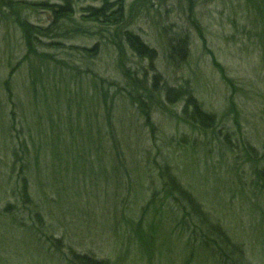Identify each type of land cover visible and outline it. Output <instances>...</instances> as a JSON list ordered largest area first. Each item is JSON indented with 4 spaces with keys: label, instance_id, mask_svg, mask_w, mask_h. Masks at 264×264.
I'll return each mask as SVG.
<instances>
[{
    "label": "rangeland",
    "instance_id": "374dc122",
    "mask_svg": "<svg viewBox=\"0 0 264 264\" xmlns=\"http://www.w3.org/2000/svg\"><path fill=\"white\" fill-rule=\"evenodd\" d=\"M20 1L54 5L59 0ZM196 1L195 15L203 28L204 39L187 19L182 9L185 3L180 0H125V4L134 5L135 10L142 9L130 18L133 24L129 27L157 50L156 65L167 83L179 87L188 82L203 109L216 116L215 127L207 133L193 130L181 117L184 101L166 104L162 95L165 101L161 98V108L151 110L156 126L154 133L145 125L138 105H130L126 110H119L125 117L118 112L116 125L122 138L132 139L133 144L125 147L126 166L114 170L109 145L106 144L108 152L96 151V143L93 146L86 132L100 130L105 112L94 99L91 79L88 76L75 78L74 87H71L74 91L87 92L88 104L96 111L98 122L90 128L86 124L80 126L76 132L82 130V135H77L75 140L65 136L60 142L48 140L47 145L58 146L61 150L54 149L55 161L49 151L38 153L45 173L40 180L38 176L33 177L37 166L32 163L31 176L28 175L31 191L40 197L45 194L47 198L41 206L46 222L42 230L18 196V170L11 173L10 160L8 168L0 167L1 172L7 173L5 182L4 173H0V210L8 203L14 204L18 218L15 225L9 219L0 218V264H69L67 254L64 255L69 247L113 264H187L193 252L189 244L193 245L192 228L197 223L193 222V226L189 223L191 229L183 230L180 226L183 208L176 202L163 200L159 166L164 163H168L183 185L194 193L211 220L228 231L235 242L243 244L250 264H264V190L258 187L255 175L256 168L264 167V67L260 59L261 47L249 36V31L260 27L256 24L258 16L244 12L243 0ZM0 3L2 78L8 77L11 66L22 58L25 47L19 27L1 20L6 6ZM76 3L78 12L84 11L82 7L89 4L101 6L103 0H76ZM26 9L32 23L51 25L53 17L48 8ZM165 25H170L173 32L184 31L190 35L189 58L178 67L169 65L165 59L166 43L159 38ZM87 26L91 31L101 28L94 24ZM64 40L67 48L76 45L89 49L103 41L96 34ZM50 52L65 58L60 50ZM128 56L130 60L127 61L133 69L147 68L148 62L133 56L129 50ZM110 57H114L112 51L110 55L102 51L95 60L97 72L119 81ZM27 82L23 65L14 74L16 102L25 100ZM83 92L81 96L84 97ZM0 95L7 105L1 88ZM232 96L239 111L240 127L235 122V114L229 113ZM117 101L121 104L127 100L118 96ZM9 108L6 107L8 112ZM17 111L22 117L20 109ZM15 120L18 123L16 114ZM1 121L0 118V124ZM124 121L125 124L128 121L131 134L126 133ZM18 129L21 130L20 125ZM18 134L21 138L24 136L22 132H13L14 145L19 142ZM238 137H245L258 151L255 162L240 146ZM5 143L0 134V151L4 150ZM102 146L103 139L98 147ZM146 149L150 153L147 154ZM35 157L31 146V158ZM0 159L6 160L7 155L1 154ZM154 193H158L157 203L147 208ZM158 202L164 206L160 207ZM137 229L141 234H151L144 238L143 248L136 239ZM45 235L62 239L63 253L51 246ZM192 255L191 264H217L216 259L210 258L209 249L204 251L200 244Z\"/></svg>",
    "mask_w": 264,
    "mask_h": 264
},
{
    "label": "trees",
    "instance_id": "16d2710c",
    "mask_svg": "<svg viewBox=\"0 0 264 264\" xmlns=\"http://www.w3.org/2000/svg\"><path fill=\"white\" fill-rule=\"evenodd\" d=\"M0 1L4 2L6 6V9L3 12L1 11V18L3 17L1 20H5V23H13V25L19 27L25 47L22 58L18 60L15 66H11L8 77L0 78V88L4 91L7 99V105H5L0 95V118L2 119L0 134L2 139L6 141L3 145L4 150L1 148L0 156L1 154L7 155L6 160L0 159V167L8 168L7 165H10V160L11 173H16L18 170V196L21 198L22 203L29 207L32 218L36 219V222L40 225L39 229L42 230L46 224L41 206L43 205L42 202L47 198L45 194L44 197H40L37 194L34 195L31 191L29 176H31L32 172V163L37 166V173L35 172L33 177L38 176L37 180H40V177L43 178L45 173H43V166L40 164L38 153L41 151L51 152L53 161H55L54 156H57L55 150L58 149V146H55V148L50 147V145H47V141L60 142L63 136L75 140L77 135H82V130L78 133L76 132L80 126L86 124L87 128H90L94 122H98L96 111H93V106L88 104V99L90 98L86 95L87 92H83V89H80L81 91L73 90L72 87L74 85H72V82L75 78L88 76L91 79V87L95 93H93L94 99L105 112L103 125L102 127L100 126V130L98 131L97 128V132L91 130L86 132L89 140L93 142V146L96 143V151L103 150L108 152L106 144L109 145V152L114 160V170L126 166L125 147H129L128 144H133L132 139L122 138L116 125L119 110H126L130 105L131 107L138 105L145 125L152 129L154 133L156 126L151 118V110L153 108H161L162 95L166 100L163 99L166 104L184 101L182 107L183 116L181 117L183 122L188 124L193 130L206 131L207 133L215 127L216 116L203 109L202 105L194 97V92L189 83L185 82V85L179 87L168 84L156 65L159 57L157 50L130 28L133 24L130 18L136 16L142 9L138 8V10H135V6L126 5L125 0H103L101 6L89 4L82 7L84 11L79 10L78 12L75 6L77 5L76 0H59L54 5L47 2L39 4L20 0ZM180 1L183 4L185 3L182 9L185 10L187 19L199 32L200 37L204 39L203 28L195 15L197 1ZM242 3L244 12L247 11V14L252 13L258 16L256 24L260 25V27H254L252 31H249V36L250 39H255L261 47L260 59L261 65L264 67V0H243ZM37 6L49 9L53 17L49 27L34 24L27 17L26 7L36 9ZM89 24L101 26V28L98 31H91L87 26ZM162 29L159 32V38L166 43V62L171 66L178 67V65L185 63L189 58L190 35L184 31L173 32L170 25H165ZM92 34H96L103 39L93 49L76 45L67 48L63 42L65 41L64 39L90 37ZM8 48L12 50V46ZM52 50L62 51L65 53V58H58L57 54L50 52ZM128 50L131 51L133 56L147 61V68L143 70L133 69L129 65L130 61H127V59L130 60ZM102 51H106L108 55H110L111 51L114 53V57L109 59L118 72L119 81L114 80L112 77H103L98 74V63L95 60L99 59ZM23 65L24 75L26 74L28 79L24 88L26 98L16 102L17 94L14 74ZM149 74L152 75L149 76ZM228 80L232 81L231 79ZM76 84L79 85L80 81ZM81 92L84 93V97L81 96ZM118 96L127 101L119 104L117 101ZM231 98L229 113L235 114V122L240 127L239 111L235 107L233 96ZM7 106L10 107L9 112L6 109ZM17 109H20L22 117ZM15 114L18 115V123L15 120ZM123 117H125L124 114ZM125 121L122 124H125ZM127 124L128 121L123 126L126 127V133L131 134V127ZM18 125L21 126V130L18 129ZM18 131L22 132L24 136L21 138L18 134L16 138L19 142L14 145L13 140L15 137L12 133ZM152 135L156 138V135ZM239 135H241L240 131ZM102 139L104 146L99 148L98 146L102 143ZM237 141L249 158L255 162L258 151L254 149L250 141L246 140L245 137H238ZM228 142L230 144V141ZM31 146L36 152V157L33 159L31 158ZM60 150L58 149V152ZM145 151L147 154L150 153V150L146 149ZM185 151L187 150L185 149ZM261 159H263V156ZM46 163L47 167H49L48 162ZM159 168L160 179L163 182L162 193L165 194L163 200L176 202L183 208L184 216L180 222L182 229L188 231L191 229V223L192 226L193 222L197 223L192 228L191 240L193 245L189 242L193 249L192 253L200 244L201 249L204 251L209 249L211 252L210 258L216 259L217 264H250L243 244L235 242L228 231L219 223L211 220L210 215L198 202L199 200L194 193L186 188L174 174L172 167L168 163H164ZM0 173H4L3 182H5L7 173L1 172V170ZM255 175L258 187L264 190V167L256 168ZM0 177H2V174H0ZM157 198L158 193H154L148 201L147 208L155 205ZM160 202H158L160 207L164 206ZM16 211V205L8 203L0 210V218L9 219L15 225L16 221H18ZM149 235L141 234L140 230L137 229L136 239L139 240L141 248L144 247L142 245L144 238ZM46 241L55 247L58 252L63 253L62 248H65V246L62 239H53L52 236L47 235ZM67 251V253L64 252V255L67 254L66 260L69 264H113L109 260L98 259L89 253H78L72 247H69ZM192 253L187 260V264H191L193 261Z\"/></svg>",
    "mask_w": 264,
    "mask_h": 264
}]
</instances>
